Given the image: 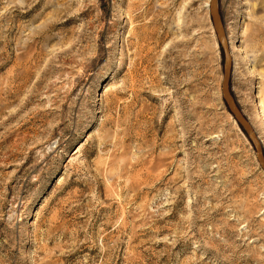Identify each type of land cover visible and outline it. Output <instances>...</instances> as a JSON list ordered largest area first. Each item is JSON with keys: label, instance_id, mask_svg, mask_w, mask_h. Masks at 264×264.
<instances>
[{"label": "rangeland", "instance_id": "rangeland-1", "mask_svg": "<svg viewBox=\"0 0 264 264\" xmlns=\"http://www.w3.org/2000/svg\"><path fill=\"white\" fill-rule=\"evenodd\" d=\"M209 2L0 0V264H264ZM219 7L264 147V0Z\"/></svg>", "mask_w": 264, "mask_h": 264}, {"label": "water", "instance_id": "water-1", "mask_svg": "<svg viewBox=\"0 0 264 264\" xmlns=\"http://www.w3.org/2000/svg\"><path fill=\"white\" fill-rule=\"evenodd\" d=\"M210 10L211 20L217 34L218 42L222 50L224 63H223V80H222V96L223 99L230 111L233 115L237 123L242 127L250 141L252 142L257 160L264 170V147L262 141L259 137V134L255 130L253 124L250 119L241 109L235 94L231 88V76L233 72V56L231 53L230 41L227 35L225 23L220 11L219 0H210L208 4Z\"/></svg>", "mask_w": 264, "mask_h": 264}]
</instances>
